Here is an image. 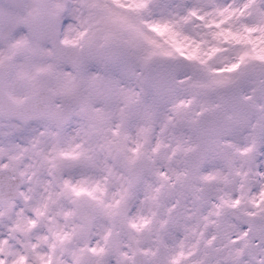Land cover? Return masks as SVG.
<instances>
[{"label": "snow or ice", "instance_id": "obj_1", "mask_svg": "<svg viewBox=\"0 0 264 264\" xmlns=\"http://www.w3.org/2000/svg\"><path fill=\"white\" fill-rule=\"evenodd\" d=\"M0 264H264V0H0Z\"/></svg>", "mask_w": 264, "mask_h": 264}]
</instances>
